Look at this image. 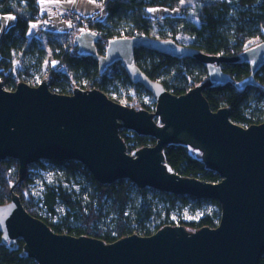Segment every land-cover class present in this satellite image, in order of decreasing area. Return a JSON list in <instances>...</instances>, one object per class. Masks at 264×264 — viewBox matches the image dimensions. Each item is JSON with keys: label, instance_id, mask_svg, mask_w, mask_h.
<instances>
[{"label": "water", "instance_id": "water-1", "mask_svg": "<svg viewBox=\"0 0 264 264\" xmlns=\"http://www.w3.org/2000/svg\"><path fill=\"white\" fill-rule=\"evenodd\" d=\"M99 41L97 33L86 30L74 36L73 46L79 56L97 62L101 75L120 64L133 85L153 96L155 112L121 105L96 89L61 95L49 89L50 79L36 87L20 82L15 90L0 82V162L15 160L22 177L38 162H78L101 185L130 181L140 190L214 200L221 207L219 225L189 232L172 224L150 237L133 235L106 244L56 234L30 215L13 194L10 203L0 206L2 242L22 240L24 254L36 264H260L264 256V122L244 128L230 120L229 108L212 111L203 92L233 81L222 69L227 63L250 67V75L235 84L237 89L257 88L256 75L264 68V42L225 57L149 37L111 39L101 54ZM139 49L194 59L206 69L208 80L175 96L137 66ZM121 130L151 137L156 145L130 154ZM177 144L200 152L205 169L216 173L220 182L170 172L164 151Z\"/></svg>", "mask_w": 264, "mask_h": 264}, {"label": "trees", "instance_id": "trees-1", "mask_svg": "<svg viewBox=\"0 0 264 264\" xmlns=\"http://www.w3.org/2000/svg\"><path fill=\"white\" fill-rule=\"evenodd\" d=\"M41 0H0V15L13 16L15 22L3 31L0 22V82L5 87L15 90L23 81L21 77H31L33 65L24 67L22 74L16 72L15 63L21 57L36 61L41 76L40 82L50 73V87L58 94L68 95L76 80L84 79L88 86L85 90H99L103 93L122 95L123 89L143 91L153 98L141 86L133 85L123 67L117 64L106 73H99L97 62L91 58L81 57L73 46L74 36L82 30L72 23V28L65 34L45 33L42 39L30 37L32 23L40 17ZM67 1V0H56ZM104 2V0H95ZM185 0H107L106 17L90 25L107 40L115 38L149 37L157 40H171L178 45L192 47L210 56L235 57L245 50L264 42V0H193L198 16V23L188 18L186 10L182 17L166 16L156 20L149 14L152 8L175 11L181 8ZM182 9V8H181ZM156 30V35L151 32ZM179 38H187L188 44H182ZM259 39L257 43L253 41ZM44 40L46 43H44ZM101 54L103 46L98 45ZM51 57V59H49ZM58 62L66 72H55L49 63ZM137 66L151 79L159 81L165 89L175 96H183L191 89L206 83V69L196 60L175 59L169 55L158 54L146 49L135 52ZM222 69L232 78V82L204 90V97L212 111L223 108L231 111L230 120L244 128L260 125L264 122V68L256 75L257 88L239 90L235 84L250 75V67L242 63L224 64ZM28 84V83H27ZM36 87L39 84H29ZM110 99V98H109ZM115 102V101H114ZM153 109L156 102H153ZM138 110L151 112L150 107L141 106ZM157 121V120H156ZM120 136L132 154L144 147H153L156 140L151 137L138 136L125 130ZM167 169L183 178H195L204 182L218 183L220 177L205 169L200 152L183 145H171L164 151ZM59 167L68 179L83 178L90 186V201L85 204L81 197L71 193L62 185H46L43 194V208L56 216L59 203L67 209L66 216L56 224L42 218L37 211H31L34 199L29 191L28 173L19 174L15 160L0 162V206L10 203L12 195L19 196L23 207L34 218L42 220L53 232L60 235L89 237L111 244L125 237L139 235L150 237L169 223L171 213L180 206L194 205L200 210L204 203H212L218 211L205 215L198 222L185 223L187 231L194 232L202 228H216L220 222L221 207L217 201L197 200L193 197H178L160 192H153V197L165 203L164 218L162 210L154 204V198L148 191L138 189L130 181H119L112 185H101L89 171L78 162H52ZM13 167V169H12ZM12 169V170H11ZM22 179V180H21ZM21 180V181H20ZM134 202L133 211L128 213ZM106 203L115 215L112 225L101 222L107 217L104 213ZM181 204V205H179ZM24 243L4 244L0 235V264H36L23 251ZM260 264H264V256Z\"/></svg>", "mask_w": 264, "mask_h": 264}, {"label": "rangeland", "instance_id": "rangeland-1", "mask_svg": "<svg viewBox=\"0 0 264 264\" xmlns=\"http://www.w3.org/2000/svg\"><path fill=\"white\" fill-rule=\"evenodd\" d=\"M221 1H228L230 0H221ZM52 3L50 1H43L41 0L39 3V8L41 9V14H44V8L47 4ZM100 3V2H99ZM103 4L100 3V5ZM104 11L105 9V1L104 4ZM182 8V9H181ZM181 8L175 10V11H168L165 9L160 8H152L149 10V14L151 17H153L156 20H163L166 18V16L170 17H182L183 10H186L188 18L192 20L194 23H198V16L197 12L195 10V4L193 0H185L181 4ZM68 16L71 20V23H73L74 17L76 16L74 13H68ZM93 16V15H92ZM96 16V15H94ZM97 17V16H96ZM98 20L100 18L97 17ZM36 22V21H35ZM71 30V29H70ZM33 34L36 32V30L33 28ZM156 35V30H153L151 32V36ZM179 41L182 44L187 45L188 39L187 38H179ZM260 41L259 39H255L253 42L257 43ZM44 43L45 40H44ZM51 59V57L49 58ZM50 63V62H49ZM28 64L33 65V69L31 70V77H21V79L26 81L29 84H40V70L37 68L36 61H30L29 57H21L17 62L15 63L16 72L18 74H22L24 71V67H26ZM75 85L79 86L80 88H86L88 86L87 82L84 79L76 80ZM88 91V90H83ZM111 100L115 101L116 103H119L121 105L131 107V108H139L141 106H147L150 107L151 113L155 112V109H153L154 105V98H151L147 94H145L143 91H131V89L124 90L122 92L121 96H118L115 93H105ZM156 108V107H155ZM159 124V120L156 121ZM13 169V167H12ZM11 169V170H12ZM28 177L30 179L29 183V191L31 196L34 199V206L30 209L31 211H37L39 215L42 218H47L50 223L56 224L62 217L66 216L67 209L64 205L59 203L56 207V216H51L44 208H43V194L45 192L46 185H62L64 188H67L71 193H74L75 195L81 197L83 201L88 203L90 201V193L91 189L87 181L83 178H75V179H68L64 172L57 167L52 162H38L30 167H28L27 170ZM148 191V196L152 199L153 192L152 189H146ZM154 204L158 205L157 207L162 210V217L158 222H161V220L164 218V209L166 207L165 203L157 200L154 198ZM134 205V202L130 204L128 213H131L133 211L132 207ZM181 205V204H179ZM218 208L216 205L212 203H204L202 205V208L200 210H195L193 204H189L187 206H180L178 210H175L171 213L169 223L168 225L172 224H180L181 222L185 223H193L198 222L202 217L205 215H212L213 213L217 212ZM104 213L107 214V217L101 222V226L104 224L112 225L113 219L115 218V215L110 210V204L106 203L104 207Z\"/></svg>", "mask_w": 264, "mask_h": 264}, {"label": "crops", "instance_id": "crops-1", "mask_svg": "<svg viewBox=\"0 0 264 264\" xmlns=\"http://www.w3.org/2000/svg\"><path fill=\"white\" fill-rule=\"evenodd\" d=\"M46 1L52 3L45 6L44 14H41L40 9V17L43 16L45 18H41L32 23L30 37L42 39L45 33L65 34L69 32L72 28V23L68 13H74L75 15H82L85 17L96 15L100 20L105 19L107 15L106 11H104V6H102L104 2L100 5V3L95 0ZM0 22L3 26V31H5L14 24L15 17L0 15ZM33 28L36 30L34 34L32 31Z\"/></svg>", "mask_w": 264, "mask_h": 264}, {"label": "built area", "instance_id": "built-area-1", "mask_svg": "<svg viewBox=\"0 0 264 264\" xmlns=\"http://www.w3.org/2000/svg\"><path fill=\"white\" fill-rule=\"evenodd\" d=\"M97 20H98L97 17L94 16V15L93 16H89V17H85V16H82V15H76L74 17L73 24L79 25L82 31L89 30V31H93V32L97 33L100 36L99 44H101L103 46V50L105 52V49L108 46V43H109L110 40H107V39L103 38L99 32L90 29V25L92 23L96 22ZM135 38H140V37L139 36H135ZM49 62H50L51 66H52V68H53V70L55 72H58V73L66 72V68L64 66L60 65L58 62H56L54 60H50ZM50 78H51L50 73H47L46 77L44 79L45 80H49ZM49 89L53 90V91H57L55 88L51 89V87H50ZM79 89H80V87L75 85V83H74L73 87H72V90L69 91L68 95H72L75 90H79ZM83 90H85V89H83Z\"/></svg>", "mask_w": 264, "mask_h": 264}]
</instances>
